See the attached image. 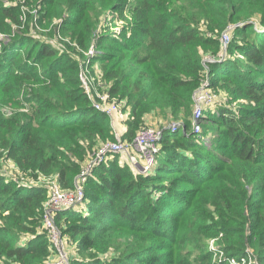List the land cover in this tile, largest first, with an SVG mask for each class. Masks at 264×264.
<instances>
[{
	"label": "trees",
	"instance_id": "16d2710c",
	"mask_svg": "<svg viewBox=\"0 0 264 264\" xmlns=\"http://www.w3.org/2000/svg\"><path fill=\"white\" fill-rule=\"evenodd\" d=\"M7 3L0 0V34L20 24L22 8L34 12L25 14L26 30L0 41V264H47L56 255L39 231L47 189L20 186L2 168L10 163L33 179L54 175L72 191L90 151L115 141L108 117L85 94L81 67L98 73V86L129 109L123 141L148 115L181 126L163 130L151 173L113 156L81 185V209L54 214L76 252L68 264H203L215 253L264 264V0ZM51 18L62 19L57 48L28 34L33 22ZM224 33L226 55L206 69L202 58L217 56ZM20 44L29 45L25 62ZM206 77L211 90L238 104L206 109L195 134L193 94ZM212 123L219 139L207 146ZM208 238L217 239V252L206 251ZM110 248V258L98 256Z\"/></svg>",
	"mask_w": 264,
	"mask_h": 264
},
{
	"label": "built area",
	"instance_id": "2783aa9c",
	"mask_svg": "<svg viewBox=\"0 0 264 264\" xmlns=\"http://www.w3.org/2000/svg\"><path fill=\"white\" fill-rule=\"evenodd\" d=\"M221 48L220 52L216 57L206 56L204 62L213 63L220 62L223 60L225 51L227 49V45L229 42V37L227 33H224L220 37ZM88 55H92L93 52L90 50ZM204 66V64H203ZM205 67V66H204ZM206 68V67H205ZM207 69V68H206ZM82 70L87 71L86 67H81L79 71V79L84 88L85 94L88 100L91 103V106L94 110L103 113L106 115L111 123V121H120L124 119V103L122 108V102H118L114 98H111L108 92L100 91L98 84L96 85L95 80H93L90 76L85 75ZM209 78L206 77L202 82L200 87L193 94V111H192V131L194 133L200 132L199 123L201 118L203 117V112L210 108L213 103V97H211L209 90H211L209 85ZM212 91V90H211ZM112 124V123H111ZM181 124H172L168 126L167 130L171 132H175L180 128ZM164 129H156L150 127H142L138 129L133 139L126 143L127 141L120 140L117 135L115 136L114 142L106 143L104 146H99L93 151L95 154L91 157L90 161L87 163V168L80 171L79 175L76 177L74 182V189L72 191L62 190L57 182L56 176H41L34 178L37 179L35 184H30L27 181V177H21L19 172L13 165L8 164V168H12L17 171V177L11 176L18 183L21 182L20 186L26 187H38L44 186L48 191V198L43 204V215H42V225L43 229L53 244L54 248L56 247L59 250L57 245L61 246L60 241V230L56 228L54 223V214L59 213L65 210H75L78 211L81 209L84 201V194L81 188V184L86 180L90 169L95 167L96 165L106 161L108 156H118L121 159V163L127 165L135 172L149 174L153 170V166L156 162V156L158 152V144L162 138V132ZM6 168V167H5ZM33 179V178H32ZM77 206H80L79 209H76ZM59 237V238H58ZM29 238L22 237V243H25ZM59 239H61L59 241ZM56 250V251H57ZM217 252V250L215 251ZM222 255V254H221ZM60 259L56 264H68L67 259L60 253ZM251 262V261H250Z\"/></svg>",
	"mask_w": 264,
	"mask_h": 264
},
{
	"label": "rangeland",
	"instance_id": "374dc122",
	"mask_svg": "<svg viewBox=\"0 0 264 264\" xmlns=\"http://www.w3.org/2000/svg\"><path fill=\"white\" fill-rule=\"evenodd\" d=\"M1 2L3 4H6V5L11 4V3H7V2H9V0H1ZM20 12H21V15H20V24L14 25V24H11L10 23L11 24L10 25V27H11L10 33L9 34H5V33L0 34V41H2V43L9 42L11 40V38L16 33L20 32V31L26 30V20H25L26 19V17H25L26 15L25 14L26 13L33 14L34 9L28 10L27 8H22ZM59 18H61V17H59ZM59 18H55L52 22H50L52 20V18L50 20L44 19L45 23L43 24V26L38 25L37 23L33 22L32 25L28 27V34L30 36H33V38H35L40 43H45V44H48L50 46H53V47L57 48L58 45H59V43L64 39L63 38L64 36L61 33V29L59 28L60 25H61V23H62V19H59ZM127 20H131V18L129 16H127ZM5 21H7V20H5ZM49 23H50L49 27H45ZM115 24H116L115 26H117V28L115 29V31L116 32H119L120 26H121L122 23L116 22ZM20 47H23V46L20 44ZM28 47H29V45L24 46L22 48V53L23 54L20 51L17 52V53H20L19 60L25 62V59H24L25 58V54L24 53H25V51H26V49ZM24 48H26V49H24ZM205 58H206V56H203L202 60H203L204 66L207 68V65L210 64V63L204 62ZM82 72L85 75H87V76L93 77L96 80L95 83L97 85V82L99 81V79H98L99 78V76H98L99 74L98 73H96V75L93 76L92 74H90L89 72H86L84 70H82ZM101 88H102V86H100V89ZM100 91H104V90L101 89ZM209 92L211 94L210 96L213 97V103H212V106H211L212 108L209 109V112H211V113H217L220 108L227 109L228 108V105H231L234 108L238 104L237 102H232L230 100V98L228 97V95H226V93L223 90H220V89H212V91L209 90ZM121 102H122V105L121 106L123 108V101H121ZM123 109H124L123 112H124V116H125L124 119L123 120H120V121H118V120L117 121H114L113 120V121H111L112 124L110 123L111 124V128L113 129V132L114 131L116 132L115 134L117 135V137L120 140L122 138L121 136H123V133L126 132V129H127L126 128V123H127V120H129V109L127 107L125 109V105H124V108ZM205 111H207V110H205ZM204 112H203V116H204ZM154 116H156V115H154ZM146 117L147 116H145L144 119H146ZM215 118H216L215 115H213L212 120L214 121ZM151 121H148V122H151ZM160 121L162 123H160L158 125L155 124V126H153V127H150L149 125L146 126V124L144 126H142V127H150V128H156V129H165L168 126H170V125H172L174 123L181 124V122L175 121V120H172V119L163 120V119L160 118ZM203 125H204V123L202 122V120H200V123H199L200 132L202 130V126ZM121 127H124L125 130H118V128H121ZM215 128H216L215 124L212 123L211 126H210V128H209V130H208L207 140L205 141V143L207 144V146H209L211 142H215L216 143L218 141V139H219V137H218V130H216ZM191 131H192V128H191ZM175 132L173 131V132H171V134H173ZM182 132H183V134H185L186 133L185 132V129H182ZM199 133H195V134H199ZM124 141H126V140H124ZM129 142L130 141H127L126 143H129ZM97 145L98 146L94 147L90 151L89 157L92 158L93 155L95 157V154H93V151L96 149V152H97V148H99V146L100 147L101 146H104L105 144H102V143L100 144L99 143ZM160 151H161V144L159 142L157 155L159 154ZM91 158H87L82 163V167H83L82 171H84L87 168V163L90 161ZM108 160L111 161V160H113V158L110 157V156H108L106 158V162H108ZM119 160H120V162H122L121 159H119ZM155 166H156V162H155L153 168ZM92 170H93V167L90 169L89 174L91 173ZM16 173H17V171L13 170L12 168H8V165L6 166V168L4 167L1 170V174L6 175V176H9L10 178H11V176L17 177ZM52 176H54V175H52ZM26 179H27V181H30V182H28L30 184H35L36 182H40V183L42 182V181H37V179H32L31 177H27ZM84 182L81 185H83ZM79 208H80V206H77L76 207V209H79ZM56 228L59 230V228H58L57 225H56ZM39 231H42V229H40ZM22 237L23 236H21V238ZM60 238L62 239V241H60L61 239H59V241L61 243V246L60 245H57L58 248H59V250H57L56 247L54 248V250L56 252V255H54L53 258L50 257L53 260L51 262H48L47 264H56L58 262V260L60 259V257H59L60 253L67 259V263L69 261L68 258H74L75 257V253H76L75 250L74 249H71V247H69L70 245H69V243H66L64 237L62 238V236H60ZM202 242L203 241H201V243ZM216 242H217V239H215V238L205 239L204 240V243H206V246H205L206 251L208 250V252L209 251L215 252L217 250V248H218ZM194 245H196V244H194ZM187 250H191V249H187ZM218 252H220V251H218ZM248 252H249V254H252L253 253L251 249H248ZM112 254H114V251L110 248V249H108V251H104V252L98 253V256H100L103 259H106V258H110ZM198 254H199V251L192 252L191 258H194L195 256H198ZM222 260L223 261H226V262L228 261L229 264H255L253 261L249 262L247 260V257H245V258L244 257L243 258H241V257L237 258V257H233V256L232 257H229V256H226V254H224V253L222 255L221 254H217V253L213 254L212 257H211V259H210V261L208 263L206 262V263H203V264H219V261H222ZM237 261H239V263Z\"/></svg>",
	"mask_w": 264,
	"mask_h": 264
},
{
	"label": "crops",
	"instance_id": "0c3cea01",
	"mask_svg": "<svg viewBox=\"0 0 264 264\" xmlns=\"http://www.w3.org/2000/svg\"><path fill=\"white\" fill-rule=\"evenodd\" d=\"M152 120V121H151ZM148 121H151V122H148ZM160 123H162L161 121H160V118L159 117H157V116H154V115H148L147 117H146V119H145V124H146V126L147 125H149L150 127H153V126H155V124L156 125H158V124H160ZM118 130H125V128L124 127H121V128H118ZM112 131H113V129H112ZM114 133V136H116V132L114 131L113 132ZM124 134V133H123ZM122 137V136H121Z\"/></svg>",
	"mask_w": 264,
	"mask_h": 264
},
{
	"label": "bare ground",
	"instance_id": "6f19581e",
	"mask_svg": "<svg viewBox=\"0 0 264 264\" xmlns=\"http://www.w3.org/2000/svg\"><path fill=\"white\" fill-rule=\"evenodd\" d=\"M211 108V107H210Z\"/></svg>",
	"mask_w": 264,
	"mask_h": 264
}]
</instances>
